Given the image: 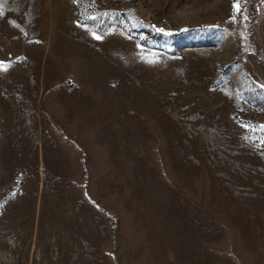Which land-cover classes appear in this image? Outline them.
Masks as SVG:
<instances>
[{"label": "rangeland", "instance_id": "374dc122", "mask_svg": "<svg viewBox=\"0 0 264 264\" xmlns=\"http://www.w3.org/2000/svg\"><path fill=\"white\" fill-rule=\"evenodd\" d=\"M0 264H264V0H0Z\"/></svg>", "mask_w": 264, "mask_h": 264}, {"label": "snow or ice", "instance_id": "6c2138e0", "mask_svg": "<svg viewBox=\"0 0 264 264\" xmlns=\"http://www.w3.org/2000/svg\"><path fill=\"white\" fill-rule=\"evenodd\" d=\"M236 7L238 8V7H239V5H236Z\"/></svg>", "mask_w": 264, "mask_h": 264}]
</instances>
